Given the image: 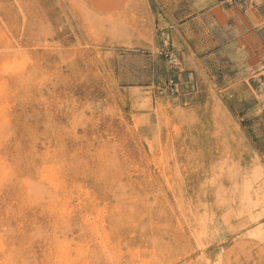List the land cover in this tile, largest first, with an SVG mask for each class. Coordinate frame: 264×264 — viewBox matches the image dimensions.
Masks as SVG:
<instances>
[{
  "label": "rangeland",
  "instance_id": "1",
  "mask_svg": "<svg viewBox=\"0 0 264 264\" xmlns=\"http://www.w3.org/2000/svg\"><path fill=\"white\" fill-rule=\"evenodd\" d=\"M219 1L0 0V264H264V44Z\"/></svg>",
  "mask_w": 264,
  "mask_h": 264
},
{
  "label": "crops",
  "instance_id": "2",
  "mask_svg": "<svg viewBox=\"0 0 264 264\" xmlns=\"http://www.w3.org/2000/svg\"><path fill=\"white\" fill-rule=\"evenodd\" d=\"M215 7L223 21L251 30L264 44V0H237L231 7L221 0Z\"/></svg>",
  "mask_w": 264,
  "mask_h": 264
},
{
  "label": "built area",
  "instance_id": "3",
  "mask_svg": "<svg viewBox=\"0 0 264 264\" xmlns=\"http://www.w3.org/2000/svg\"><path fill=\"white\" fill-rule=\"evenodd\" d=\"M230 1H231V2H234V1H235V2H236L237 0H230Z\"/></svg>",
  "mask_w": 264,
  "mask_h": 264
}]
</instances>
